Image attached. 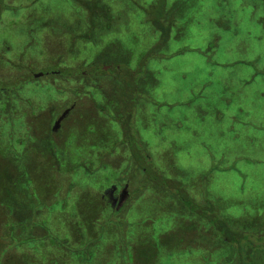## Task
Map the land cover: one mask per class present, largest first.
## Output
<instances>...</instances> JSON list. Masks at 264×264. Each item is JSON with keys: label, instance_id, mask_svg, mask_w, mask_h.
<instances>
[{"label": "rangeland", "instance_id": "rangeland-1", "mask_svg": "<svg viewBox=\"0 0 264 264\" xmlns=\"http://www.w3.org/2000/svg\"><path fill=\"white\" fill-rule=\"evenodd\" d=\"M0 1L12 46L38 30L44 65L85 72L42 78L46 112L73 104L58 139L39 125L30 152L0 148V264H226L233 252L173 192L228 217L264 212L262 0H101L116 31L98 41L92 0ZM151 17L170 25L153 52ZM140 72L152 87L132 107L135 148L167 189L146 182L125 144L110 149L123 137L122 78Z\"/></svg>", "mask_w": 264, "mask_h": 264}, {"label": "flooded vegetation", "instance_id": "flooded-vegetation-1", "mask_svg": "<svg viewBox=\"0 0 264 264\" xmlns=\"http://www.w3.org/2000/svg\"><path fill=\"white\" fill-rule=\"evenodd\" d=\"M35 17H42V15L37 14ZM32 26L34 28L41 27L39 23H33ZM2 28L3 27L0 26V148H3L4 153L12 159L17 156L19 157L23 150L31 151L30 148H32L33 142L36 141L35 133L38 131L39 125L41 126V131H52L53 137L58 139L60 134L59 130L61 129L60 124L64 123L65 117L73 107V104H71L59 113L57 107L52 104V110L46 112L44 109L42 78L49 76V74L71 76L74 74L84 75L85 72H79L74 68L59 67V63L47 66L44 65L43 41L39 34L36 35L38 30L26 32V36L22 40L17 41L16 45L12 46L10 42H8L7 36L4 33L5 29ZM26 38L28 39L27 41L25 40ZM106 67V65H103L102 69H106ZM12 69L15 73L12 72ZM62 69L69 70V73H61L60 70ZM115 69L119 71L120 66L116 64ZM135 70L141 71L142 68H136ZM134 79L135 81H130L129 78H122L123 89L125 92V111L124 115L118 118L117 121L121 124V133L123 134V137L120 142L111 145L110 149L113 151L125 144L130 150L129 156L131 157L132 162L139 167L140 165L137 158L132 156L129 143L127 138H125L126 124H131L130 126L132 130L134 128L133 113L129 114L126 118V113H128L126 101L128 92H130V97L134 102L133 106L138 107L137 105L141 100L148 101L151 95L150 89L152 84L142 72H140L139 77H135ZM143 97H146L147 99ZM54 101L56 102V100ZM97 108L99 112H106L110 116V113L107 112L105 106L98 105ZM11 122H13L14 125L17 124L12 128ZM69 123L70 122L67 121V127L71 124ZM55 141L57 142V148L59 149V141ZM11 150L16 154H13ZM109 162L110 160L104 157L101 158L98 164L107 165L106 163ZM123 187L126 188V185ZM125 188L123 190H125ZM119 193V190L114 191V194ZM112 195L111 192L109 195L110 200H112ZM121 209H123V207H118L116 208V211Z\"/></svg>", "mask_w": 264, "mask_h": 264}, {"label": "trees", "instance_id": "trees-1", "mask_svg": "<svg viewBox=\"0 0 264 264\" xmlns=\"http://www.w3.org/2000/svg\"><path fill=\"white\" fill-rule=\"evenodd\" d=\"M161 1L163 0H159V3ZM2 5L3 4L0 1V7ZM85 5H87L89 8L90 19L92 23V28L87 33L88 37L92 35V39L94 41H98L100 40L99 38L101 36L107 33H114L116 31L112 24L113 20L111 21V19H114L112 17H115V14L113 13L112 7L110 5H106L101 0H92L91 3ZM262 6L264 9V0H262ZM149 21L160 31V39L149 50V52H153L154 49L164 45L168 40L170 25L167 24V26H164V24H162L160 21H157L156 19H153L152 17L149 19ZM60 72L68 74L69 70L62 69ZM130 75L131 72H128V75L125 76L130 77ZM133 103L134 102L132 101L129 92L126 101L128 107L126 118L129 116V114H131ZM130 125L126 124L127 127L125 126V138H127L129 143L132 156L137 158L141 170L144 172L146 182L154 183L158 187L167 189V178H164V181H160L158 178H155L153 171L150 170L151 168H148L145 165V159H147L148 156L146 155L147 158L145 156L143 158L136 150L135 144H137V140L135 131L132 130ZM174 191V196L177 197L180 204L184 208L187 207L192 209L197 217L203 219L207 224H209L210 229L217 233L220 247H223V249L228 250L230 253L233 252L234 256H231V253L229 254L231 257L225 258L226 264L263 263L259 256L260 254L264 253V227H262L264 225V212L262 215H256L252 220H248L244 215L228 217L224 214V212H221L219 209H217L221 212L219 214L216 210V205L210 201H205L206 203H196L194 202L193 198L191 199L187 194L185 195L182 193L180 187L179 189L175 187ZM256 245H258V247H256ZM243 247L246 248L243 250Z\"/></svg>", "mask_w": 264, "mask_h": 264}]
</instances>
